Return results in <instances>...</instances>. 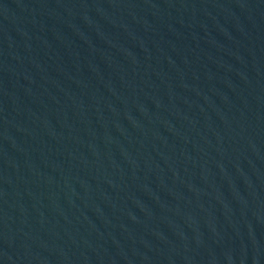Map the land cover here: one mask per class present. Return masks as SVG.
Wrapping results in <instances>:
<instances>
[{
  "label": "water",
  "instance_id": "obj_1",
  "mask_svg": "<svg viewBox=\"0 0 264 264\" xmlns=\"http://www.w3.org/2000/svg\"><path fill=\"white\" fill-rule=\"evenodd\" d=\"M0 264H264V0H0Z\"/></svg>",
  "mask_w": 264,
  "mask_h": 264
}]
</instances>
